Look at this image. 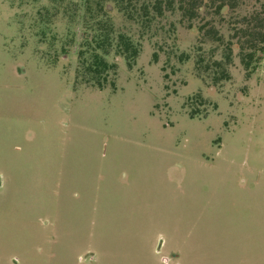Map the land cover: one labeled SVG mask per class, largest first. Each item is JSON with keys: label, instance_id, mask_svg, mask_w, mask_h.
<instances>
[{"label": "rangeland", "instance_id": "rangeland-1", "mask_svg": "<svg viewBox=\"0 0 264 264\" xmlns=\"http://www.w3.org/2000/svg\"><path fill=\"white\" fill-rule=\"evenodd\" d=\"M76 1L0 0V264H38L43 254L48 264L96 262L88 231L92 244L117 243L131 225L113 216L134 209L143 229L175 234L191 260L205 236L224 264H264V54L243 59L235 44L229 58L179 13L146 27L111 4L97 32ZM202 14L230 41L231 24L264 18V0L225 9V21ZM96 33L105 41L85 42ZM120 35L136 56L119 54ZM94 50L100 75L88 70ZM200 56L205 66L222 61L226 75L202 69ZM18 148L41 154L21 165ZM129 166L135 193L113 185ZM70 188L97 210L74 215ZM165 238L156 254L171 264L179 253L162 251Z\"/></svg>", "mask_w": 264, "mask_h": 264}, {"label": "trees", "instance_id": "trees-1", "mask_svg": "<svg viewBox=\"0 0 264 264\" xmlns=\"http://www.w3.org/2000/svg\"><path fill=\"white\" fill-rule=\"evenodd\" d=\"M243 2L244 0H77L73 4L78 11L87 12L90 20L97 21V25L100 27L97 29V32L103 28L107 29L106 26L108 24H101L99 21V16L104 17L109 12L107 4L113 5L128 20L140 21L146 27H150L154 22L166 18L167 15L179 13L182 21L190 23L191 28H198L202 43L214 42L220 46H224L229 58L234 50L233 45L236 44L243 59L245 52L250 53L249 58L252 59L257 53L264 54V18L262 19L260 16L254 15L251 18L245 16L243 17L244 21L240 22V27L236 26V23L231 24L229 30L233 32V35L230 41H226L224 34L213 21L209 20L203 23L205 20L203 12L212 16L211 19L220 16L221 21H225L223 11L228 9L231 12H235ZM102 12L106 14H102ZM87 14L84 13L85 20L87 19ZM85 38V42L87 43H90V39L91 42H98L100 39L104 42L103 38H106V35L103 36L96 33V35H87ZM94 52V64L90 65L88 70L91 73L100 75L101 68L106 67V64L97 55L95 50ZM119 54L130 55L131 58L137 55V49L125 35H120ZM81 57H84L83 52H81ZM199 59V66L205 64L202 56ZM228 60L231 61V59ZM211 63H208L206 66L203 65L202 69L205 71H213V69L223 70V75H226V65L222 61L216 60Z\"/></svg>", "mask_w": 264, "mask_h": 264}, {"label": "crops", "instance_id": "crops-1", "mask_svg": "<svg viewBox=\"0 0 264 264\" xmlns=\"http://www.w3.org/2000/svg\"><path fill=\"white\" fill-rule=\"evenodd\" d=\"M26 148H18L17 150H19L20 152H22V155L19 156L21 157V159L19 160V162L21 163V165H26L23 163H28L30 162V164H32L33 162H35V159H32L31 156H35V153H40L41 151L38 152V150H35L33 152V150L31 149V151H29L27 153V151L25 150ZM41 154V153H40ZM43 162L46 161V158H42L41 159ZM42 162V163H43ZM41 163V164H42ZM113 182H115L113 185L115 187H127L129 189H125L126 193H135L134 192V187L135 185H138V179H137V172L135 169H132L127 167L125 171H123L120 175V179L116 178ZM40 190H42V187H44L45 189L48 188V185L45 184L40 185ZM60 187H62V190L58 193L61 194L65 185L62 184L60 185ZM128 191V192H127ZM142 188L140 189L141 193ZM89 193H86L84 195V191H82L81 193L78 191H74L73 189H69L68 194H67V200L72 204V211L74 213V215L80 211L81 213L85 212L87 213L88 208L92 209V210H97L96 209V204H95V200L94 202L90 199V197H87ZM142 194V193H141ZM60 196V195H59ZM143 196V194H142ZM58 197V196H57ZM63 198H64V194L62 197L61 202H57V207L61 206V210L60 213L62 214L64 212L65 209V205L66 204H62L63 202ZM46 206L44 208L47 209L46 213L47 214H51L53 211V206L51 207V205H49L48 200L46 198ZM41 204V202H40ZM55 204V203H54ZM56 205L54 207V209L57 211L56 209ZM42 207H40L41 209ZM35 209V208H33ZM87 210V211H86ZM141 213H139L134 209L133 213H124L122 214V218L120 220H117L115 217L113 216V219L119 223H129L131 225V228L127 231L124 230L123 233V237L122 239H119L117 243L125 241L124 243H122V245L118 246L116 245V241L111 238L108 242H106L105 245V240H102L103 237L98 236V242L96 244H99L101 246V244L104 245V247H96V244H92L93 241V234L88 231V237L86 238V242L89 243L93 246V251L96 257V262H93L91 264H162L160 263L158 256H157V252H156V247L160 241V236L164 237L166 236V242L165 244H163L162 247V251H164L165 253H179L178 257L179 259H177L176 261H174L171 264H224L222 262H220V258L217 257L216 253H218V245L215 243H209V239L208 237H203L201 236V240L200 245L199 246H195V248L197 249V256L199 257L198 260H191V257L189 256V253L185 251V247H180V244L176 243L177 237L175 236V234L173 233H167V232H161L158 230H154V229H143L140 224H139V220L142 219L143 215H140ZM144 214V213H143ZM147 216H150V214L147 213ZM52 217V215L50 216ZM63 217V216H62ZM89 219H91L90 215L88 216ZM42 221H44V219H41L40 221H38V225L42 226ZM196 231H194L195 233ZM44 233H47L44 232ZM63 233V230H62ZM40 234L42 235V233L40 232ZM115 234V233H114ZM165 236H164V235ZM202 234H206V233H202ZM191 235V234H190ZM189 235V236H190ZM208 235V234H207ZM197 236H199V234H197ZM176 245L178 247L179 251H175L170 249V245ZM214 244V245H213ZM78 247H76L75 249H77ZM43 249L45 250V247L40 245V250L42 254ZM92 250V249H91ZM168 250L170 252H168ZM38 251V252H39ZM74 251V250H72ZM99 251L103 252V253H99ZM214 254V255H213ZM45 254L42 255V260L38 263V264H48L46 263V261L48 262V259H44ZM14 260L10 261L13 262ZM51 263V261H50ZM49 263V264H50ZM55 264H74V261L71 260H64L61 257H57L54 260ZM77 264H79V262H77ZM231 264H234L233 262Z\"/></svg>", "mask_w": 264, "mask_h": 264}]
</instances>
